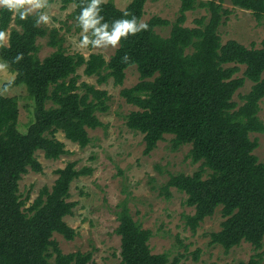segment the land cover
I'll return each instance as SVG.
<instances>
[{
  "label": "trees",
  "instance_id": "obj_1",
  "mask_svg": "<svg viewBox=\"0 0 264 264\" xmlns=\"http://www.w3.org/2000/svg\"><path fill=\"white\" fill-rule=\"evenodd\" d=\"M61 1L64 8L75 4V19L89 2ZM146 2L132 0L120 9L114 0L103 1L101 14L108 23L132 16L142 21ZM231 2L252 10L260 21L264 17V0ZM181 3L174 22L153 16L145 22L148 30L122 38L109 60L101 53L88 58L67 53L58 31H49L42 23L35 25L37 13L22 21L0 8V31L9 34L8 43L0 47V57L16 74L12 86L25 84L35 100V120L27 133H21L18 99L0 93V264H90L92 252L66 254L53 235L60 233L68 240L76 236L65 220L76 206L69 200L70 188L92 169H78L75 162L58 169L52 188L44 187L29 207L24 206L20 180L29 168L43 170L38 151L47 159H58L67 152L58 132L85 148L91 143L88 129L103 126L98 113L109 110V93L80 83L78 70L85 66L84 72L98 75L100 83L113 78L116 85H123L126 70L134 65L140 80L124 87L121 95L139 107L127 115V124L143 133L144 152L150 154L171 134L174 149L189 144L188 156L201 162L194 174H171L161 193L170 198L171 189L177 188L187 194L186 204L195 213L185 219L193 231L221 207L224 221L219 231L211 233V243L230 251L243 241L250 242L257 253L240 264L264 262V163L254 153L258 140L250 136L264 132L259 116L264 99V40L259 48L235 39L222 42L219 28L232 13L224 6L225 0ZM197 6L205 8L209 16L195 19L196 26H186L187 12ZM125 12L129 15L124 16ZM166 26H171L168 36L157 32L158 27ZM48 35L49 44L57 48L41 59L38 39ZM19 54L23 58L16 61ZM241 66L245 70L238 76ZM247 80L253 85L239 105L234 96ZM207 170L211 172L204 177ZM117 216L122 264H169L167 253L152 252L153 231L134 218L127 200L119 205ZM199 252H194L195 259Z\"/></svg>",
  "mask_w": 264,
  "mask_h": 264
},
{
  "label": "rangeland",
  "instance_id": "obj_2",
  "mask_svg": "<svg viewBox=\"0 0 264 264\" xmlns=\"http://www.w3.org/2000/svg\"><path fill=\"white\" fill-rule=\"evenodd\" d=\"M114 1L120 9H125L132 0ZM47 2L49 6L38 11L46 12L50 22L42 24L49 31L59 32L67 53H81L86 58L92 53H101L107 60L111 58L118 47H79L83 32L73 16L74 3L64 8L61 0ZM181 4V0H147L142 22L153 16L174 22L179 16ZM224 6L230 8L232 13L219 28L222 42L235 39L247 47H261L264 40V17L260 21L252 10L235 6L231 0H225ZM203 15L209 16V13L199 6L188 11L185 25L196 26L195 19ZM170 29L171 26L158 27L157 32L168 36ZM49 41V35L38 39L41 59L57 48L50 45ZM0 60L3 59L0 57ZM241 67L238 76H243L245 66ZM84 69L85 66L78 70L80 83L85 81L109 93V110L98 113L103 126L88 129L91 143L85 148L67 139L63 132H58L57 137L66 144L67 152L58 159H47L43 151H38L36 156L43 170L36 172L29 168L20 180L22 199L26 200L24 206L29 207L44 187L52 188L58 178V169L66 167L70 162H75L78 169H92L90 174L80 176L71 184L69 200L76 202V206L65 220L77 234L74 239L68 240L64 235L54 233L53 239L60 249L66 254L92 252L90 264H122L121 236L116 232L119 225L117 211L119 205L127 200L134 218L153 231L150 240L152 252L167 253L169 264L249 262L257 253L250 242L243 241L230 251H226L222 245L211 243V233L219 231L224 221L221 207L193 231L185 219L186 215L195 213V208L186 204L187 194L177 188L171 189L170 198L161 193V186L169 180L171 174H194L201 168V162L195 163L188 156L191 149L189 144L174 149L171 134H166L150 154L144 152L143 133L131 129L127 124V115L139 107L121 95L124 87H132L140 80L137 66L126 70L123 85H116L113 78L100 83L98 75L89 76ZM15 76L9 64L6 70L0 71V93L18 99L20 111L17 127L21 133H27L35 120L34 98L30 96L25 84L14 85L3 91V85ZM252 85L253 82L247 80L244 87L235 94L234 99L239 105L244 103L242 95L248 93ZM260 106L259 116L264 123V99ZM250 136L258 140L259 145L254 153L264 163V132H253ZM210 172L207 170L204 177ZM197 249L200 250L199 258L195 259L194 252Z\"/></svg>",
  "mask_w": 264,
  "mask_h": 264
},
{
  "label": "clouds",
  "instance_id": "obj_3",
  "mask_svg": "<svg viewBox=\"0 0 264 264\" xmlns=\"http://www.w3.org/2000/svg\"><path fill=\"white\" fill-rule=\"evenodd\" d=\"M103 0H89L87 6L83 7L79 16L76 18L79 27L82 29L83 36L80 39L79 47L93 48H116L121 39H127L130 35L135 36L141 31L148 30V24L139 21L137 17L132 16L130 19H117L108 23L101 14V4ZM47 0H0V8L7 9L9 12L18 16L20 20H26L33 12H37L35 25L41 23L48 24L50 17L46 12L38 11L47 8ZM127 12L124 16H128ZM9 40V34L0 31V47H4ZM23 58V54L17 55L16 61ZM128 59L127 56L124 57ZM8 68V62L0 60V71ZM14 81H9L4 85L3 91H7Z\"/></svg>",
  "mask_w": 264,
  "mask_h": 264
}]
</instances>
